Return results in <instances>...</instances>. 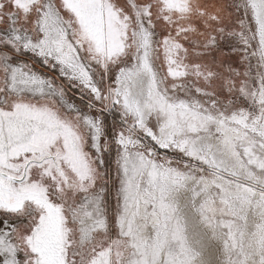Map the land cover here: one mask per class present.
<instances>
[{
	"label": "snow or ice",
	"instance_id": "snow-or-ice-1",
	"mask_svg": "<svg viewBox=\"0 0 264 264\" xmlns=\"http://www.w3.org/2000/svg\"><path fill=\"white\" fill-rule=\"evenodd\" d=\"M229 8L201 31L171 0H0V264H155L165 164L264 137V0Z\"/></svg>",
	"mask_w": 264,
	"mask_h": 264
},
{
	"label": "rangeland",
	"instance_id": "rangeland-1",
	"mask_svg": "<svg viewBox=\"0 0 264 264\" xmlns=\"http://www.w3.org/2000/svg\"><path fill=\"white\" fill-rule=\"evenodd\" d=\"M171 2L187 9L170 13L173 29L194 25L203 31L205 21L215 23L213 14L228 21L233 0ZM185 35L199 39L196 33ZM73 91L69 86L75 99ZM240 133L255 145L228 132L232 146L226 148L221 136L214 135L215 165L181 156L165 164L175 171L160 180L163 193L157 190L139 202L136 225L146 227L143 239L159 241L155 264H264V137L250 130Z\"/></svg>",
	"mask_w": 264,
	"mask_h": 264
},
{
	"label": "bare ground",
	"instance_id": "bare-ground-1",
	"mask_svg": "<svg viewBox=\"0 0 264 264\" xmlns=\"http://www.w3.org/2000/svg\"><path fill=\"white\" fill-rule=\"evenodd\" d=\"M231 150V149H230ZM141 212V211H140ZM151 220V219H150ZM152 220H153V218H152ZM153 221H155V220H153ZM139 229H140V231H141V233L142 234H144L145 233V230H146V227L144 226V225H140L139 226Z\"/></svg>",
	"mask_w": 264,
	"mask_h": 264
}]
</instances>
